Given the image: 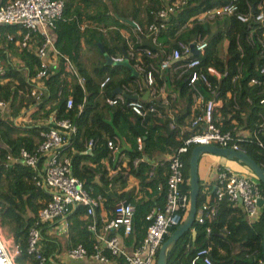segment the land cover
<instances>
[{
  "label": "trees",
  "instance_id": "trees-1",
  "mask_svg": "<svg viewBox=\"0 0 264 264\" xmlns=\"http://www.w3.org/2000/svg\"><path fill=\"white\" fill-rule=\"evenodd\" d=\"M133 1L138 3L124 7L120 0H83L81 7L77 5L73 7L69 1L63 0L61 16L54 22V45L59 52L69 56L83 76V89L64 72L60 64L57 67L48 66L44 77L33 80L39 66L38 58L27 49L17 51L14 46L15 41L19 39L16 28L0 25L2 47L12 58L18 59L10 60L5 64L3 73L0 74V101L8 106L7 111L0 112V230L9 235L22 252L15 259L18 263L23 262L27 257L24 253L27 233L33 224L36 211L48 200V194L34 184L32 168L22 162L5 166L4 160L8 155H16L21 148L27 151L33 150L41 141L42 133L52 126V122L49 121L50 116L56 120L69 119L74 124L75 132L67 139L60 150V155L69 159L71 175L81 182L87 195L100 200L105 208L109 209L113 203L123 198L122 193L115 194L114 191L108 190V186L112 187L116 183L123 185L127 174L136 176L140 183H144L152 191H160L155 205L149 199L137 200L133 203L131 232H137L141 240L149 223L145 219L146 214L151 208L161 207L163 204V202L159 204L161 198L164 201L166 164L162 163L164 166L153 169L143 160L134 166L132 160L141 158V154L150 156L156 149H164L162 144L166 145L168 151H173L193 132L192 130L184 132L181 136L177 125V122L184 123L188 118L190 125L189 109L192 99L185 78L186 72L180 73V69L174 70L184 60L170 63L162 72L157 70L160 61L177 45L176 42L188 44L192 39L205 40V54L200 60L201 67L213 66L218 71L226 72V75L218 80L208 76L211 80V90L198 83L205 98H210L211 92L222 98H225L226 91L235 92L239 109H234L233 114L226 118V114L233 109L230 99L223 102L220 111L225 116L224 123L231 118L241 123L243 120L239 117L240 111L245 112L248 120H253L258 112L264 114V105L258 104L259 97L264 95V85H247L250 77L264 76L258 75V69L264 63V42L260 41V36L264 33V23L253 22L254 16L258 13L257 6L262 4L264 7V0H236L235 12L222 19L225 28L215 32H211L210 28L218 22V18L197 20L193 17L202 10L221 6L226 0H185L165 22L164 28L157 33L155 39L157 45L143 42V40L151 41L150 35L145 31V25L153 21L150 11L160 7L163 1L153 0L151 4L147 6L144 4L143 7L140 4L141 0ZM174 1L177 0H166L167 3ZM86 8H91V12L87 13ZM141 12L143 15L145 13V17L141 18ZM237 14L247 15V21L237 20L235 16ZM130 21L137 22L142 27L143 34L133 32ZM82 22H84L83 26ZM112 26L126 31L128 38H124L116 29L108 32ZM250 31L252 43L246 40ZM7 33L12 35L11 39L5 36ZM224 39L226 40L225 55L220 56L219 48ZM236 40L242 50L241 53L236 49ZM81 43L102 58L101 62L90 70L83 69L77 60ZM97 44H100L108 57L117 55L123 59L124 54L128 66L133 71L127 65H123L122 60L112 64L105 63ZM1 50L0 48V55L3 56ZM145 50H149L152 55L147 56ZM136 63H139L140 71L135 69ZM236 63H241V77L232 85L229 78L235 73ZM147 71H152L154 79L150 87L143 84V75ZM104 75L109 76L110 80L101 90L98 88V83ZM36 81H40V86L36 85ZM166 81L178 90L186 105V113L173 121L172 128L169 126L171 120L159 125L151 112L147 114L145 123L141 126L139 118L126 106L129 100L122 96L124 101L113 106L107 105L104 101L105 98L117 96L115 90L119 89L128 96H136L137 100L145 105H153L152 102L142 100L143 93L146 90L150 92L153 90V94L156 95L158 88ZM32 90L34 94H31ZM247 94L251 97L252 103L245 105L244 97ZM69 96L72 104L70 108H66L65 101ZM79 104H81L80 109ZM28 111V122H13L14 118L25 116ZM38 119H47L48 122L45 126L36 125L33 121ZM114 134L130 141L133 147L126 153L128 160L123 172L108 175L101 165V160L110 155L106 142L114 138ZM137 136H140L142 141L140 151L136 148ZM258 139L261 146L251 138L239 141V147L264 168V136L259 135ZM88 141H91L92 145L90 150L85 152ZM190 149L182 156L185 180H187ZM257 184L263 199L261 215L257 221L246 223L241 209L223 200L211 222L203 224L193 222L191 229L195 231L194 236L191 235L190 229L178 238L168 253L167 264H189L190 260L205 248H208L207 257L221 264H259V262L264 264L260 251L264 228V185L260 182ZM182 188L188 192L186 182ZM200 189L199 184L197 204L200 202ZM84 212L85 208L82 205L74 208L70 214L74 217L71 222L78 225L80 231L89 235V232L83 228L84 221L78 220V215ZM207 226L210 230L208 235L205 232ZM82 232L77 236L82 238ZM92 242V239L80 241L88 253L92 251ZM41 251L47 258L50 248L45 247ZM31 261L36 264L34 260ZM46 264L52 263L47 261ZM194 264H203L201 255H197Z\"/></svg>",
  "mask_w": 264,
  "mask_h": 264
},
{
  "label": "built area",
  "instance_id": "built-area-1",
  "mask_svg": "<svg viewBox=\"0 0 264 264\" xmlns=\"http://www.w3.org/2000/svg\"><path fill=\"white\" fill-rule=\"evenodd\" d=\"M153 0H147V5ZM163 1L161 6L150 11L153 21L145 25V31L151 37V42L155 45L156 35L159 30L164 28L165 22L178 10L185 0H177L172 3ZM236 0H226L221 6L202 10L193 18L197 20L216 19L218 22L210 28L211 32L223 30L225 23L224 17L232 15L236 10ZM63 7L62 0H8L0 5V25L14 26L19 39L16 41L20 49H28L31 38L34 34L38 35L39 44L32 49V53L38 58L39 66L35 78L38 80L45 76V70L49 66V54L55 55L61 61L64 72L72 77L75 82L83 89L84 78L78 72L68 56L61 54L55 47L49 30H53L54 22L61 16ZM258 13L254 16L253 22H263L264 7L262 4L257 6ZM240 22H245L248 16L245 14L235 15ZM145 17V13H144ZM132 30L135 33L143 34L142 27L135 21H130ZM8 39L12 38L11 34L5 35ZM248 43L251 41V31L246 36ZM173 39H171V42ZM226 41L225 39L222 41ZM260 41L264 42V33L260 36ZM226 43V42H225ZM176 46L170 49L167 56L162 59L157 70L162 72L166 70L170 63L182 61L174 70L180 73L186 72V81L191 91V105L189 109L190 127L192 133L182 140L166 160V180L164 186V201L160 208H151L145 216L149 221L144 236L140 243L135 247L132 253H126L118 244L117 236L111 234L105 236L97 235L98 241L103 242L104 248L113 256L123 258L125 264H155L158 248L164 238L169 234L172 228L179 224L184 218L188 208V192L184 191L182 185L187 183L184 178L183 155L188 152L191 146L197 144L215 145L221 148H230L232 150H241L239 141L243 139H255L258 146L261 142L259 135L264 136V114L258 112L253 120L245 115L244 111L239 112V117L243 121L237 123L235 118L229 119L224 123L225 116L220 109L223 102L231 100V110L226 114L229 118L234 109H239V103L236 101L235 92L226 91L224 97L217 96L211 92L210 98H205L200 90V85L205 86L208 90L211 88L212 77L216 80L226 75V72L218 71L213 66L201 67L200 60L204 57L206 41L201 39H192L188 44L176 42ZM193 45L195 56L192 55L190 45ZM236 49L241 53L242 50L236 40ZM226 49V44H225ZM147 56H151L149 50H145ZM113 62L123 60L120 56L111 57ZM6 61L0 56V74L3 73ZM235 73L230 76L229 80L234 85L241 77V63L235 64ZM135 69L140 71L139 63L135 64ZM153 71V70H152ZM152 71H147L143 75V84L150 87L154 83ZM258 75H264V63L258 69ZM110 77L104 75L98 83V88L103 89L109 82ZM36 81V85L38 86ZM247 85H264V76L250 77ZM211 90V89H210ZM32 90L31 94H34ZM153 94V90L151 91ZM260 93L258 92V95ZM121 96L105 98L107 105L113 106L118 102H123ZM245 105L251 104V97L247 94L244 97ZM72 99L69 96L65 101L66 108H70ZM258 104L264 105V95L258 99ZM6 103L0 101V112L6 108ZM126 106L138 118L139 124L144 125L145 119L149 112H154L155 107L152 104L145 105L140 100H129ZM81 108V104L78 105ZM78 109V110H79ZM52 126L42 133V139L39 144L31 151L21 148L16 155H8L4 160L5 166H10L17 162L32 168L34 172L33 182L36 186L42 188L48 194V200L36 211L32 226L29 228L26 238L24 253L26 259L22 263L16 262V257L21 255V251L13 243L9 251L0 236V264H27L26 261L31 259L36 264H46L48 259L42 254L39 246L41 238V227L43 224L62 218L69 214L78 205L85 208L84 214L92 217L94 210L99 204L97 198H92L84 191L81 182L71 175L69 159L61 157L60 150L66 144L70 135L75 132V126L69 119H54L49 117ZM173 127V123L169 125ZM137 150L142 149L140 136L135 138ZM120 140L114 138L107 140L106 146L110 151L116 150ZM92 142L86 143V151L91 148ZM141 158L132 160V165H136ZM213 185L202 184L200 189V202L196 205L194 222L198 224L209 223L213 220L219 204L226 200L233 207H239L243 214V219L250 224L257 221L261 215V206L258 205V199L262 198L258 188L257 181H251L241 173L231 170L229 167L221 165L218 167ZM120 207L114 209V217L103 223L104 231L121 230L122 235L127 236L131 232V215L133 206L129 203H118ZM97 220L92 219L87 225V229L95 233ZM208 235L209 227H205ZM91 253L87 252L85 246L81 243L70 244L67 249V256L70 258L80 259L86 256L95 258L100 261H106V256L101 253L99 243L92 245ZM208 248L200 250L197 255H201L203 264H221L214 262L206 255ZM194 256L189 264H194L197 259ZM31 262V261H30ZM33 263V262H32ZM262 262H259V264ZM34 264V263H33Z\"/></svg>",
  "mask_w": 264,
  "mask_h": 264
},
{
  "label": "crops",
  "instance_id": "crops-1",
  "mask_svg": "<svg viewBox=\"0 0 264 264\" xmlns=\"http://www.w3.org/2000/svg\"><path fill=\"white\" fill-rule=\"evenodd\" d=\"M6 1L8 0H0V5L2 3H5ZM64 1H69L73 7H76V5L81 7L83 5V2H82L83 0H64ZM146 2L147 0H141L140 1V4H142L141 6L143 7L144 4H147ZM120 3L122 4V6L125 7L126 5L127 6L135 5L138 2L136 3L133 0H120ZM85 11L89 13L91 12V8H86ZM142 17H144L143 12H141V18ZM83 23L84 22L81 23L82 26H83ZM113 29L118 30V32L124 38H128V33L126 31H123L120 28L117 29L116 27L112 26L109 28L108 32H111V30ZM49 35L54 43L55 41L54 30H49ZM16 41L14 43V46L17 48V51H20L21 49L16 46L17 45ZM143 42L147 44L151 43L150 40L149 41L143 40ZM225 42L226 41L222 42V45L224 46L223 53H225V44H226ZM38 44H39L38 35L34 34L31 38V41L29 43V48L27 50L29 52H32V49L35 48V46H37ZM0 48L2 49L1 51L4 54L3 56L2 55L0 56L5 59L6 64H8L10 60H13V61L18 60L16 57L12 58L10 56V53L2 47L1 42H0ZM108 58L111 60V63L108 62L106 58H104L103 56L104 62L107 64H112L113 63L112 58L111 57H108ZM101 59L102 58H100V56L97 53L94 54V50L87 49V46L81 43V48H80V52H79L77 60L79 64H81L83 69L85 68L87 70H90L91 67L99 64L101 62ZM48 63L50 67H57L59 66V64L60 65L62 64L60 59L52 54H49ZM38 86H40L39 82H38ZM118 90L119 89L115 90V92L117 93V96L123 97L122 94L118 93ZM142 100L153 103L155 107V111L151 112V115H153V118L156 121H158L159 125L164 123L166 120H169V121L171 120L170 123H173V121H176L177 118L179 119L181 115L186 113L185 112V106H186L185 101L183 100L182 96L179 95L178 90L175 87H173L169 81L164 82L160 86V88H158L156 95L152 94L149 90H146L143 93ZM7 110H8V106H6L5 108V111ZM28 114H29V111L26 112L25 116L22 115L20 117L14 118L13 122H16V123L28 122L29 121L27 119ZM33 122H35L36 125L45 126L48 120L38 119V120H34ZM188 122H189V118L185 119L184 123L177 122L179 133L181 136L184 132H190L192 130L190 125H188ZM114 135H115L114 139L115 140L119 139L120 143L117 145L116 150L110 151V155L101 160V165L103 166V168L106 169L108 175L123 172L122 170L126 168L127 160H128L126 153L130 152L133 147L130 141L124 139L122 136H119L117 134H114ZM162 146L164 147V149H156L150 156L141 154V161L143 160L144 162L148 163L153 169H157V167L162 166L163 165L162 163H166V160L168 159L169 155L172 152V151H168L165 144H162ZM219 166L221 165L217 162L216 158H210L209 156L202 154L199 158L198 165H197V176H198L199 184L200 185L208 184L209 186H212ZM108 190L114 191L115 194L122 193L123 198H121V200H119L118 202L113 203L109 209L105 208L102 202L99 200V204L95 208L94 215L92 217H89L85 215L84 213L81 215H78V220L84 221L83 228L89 232V235L80 231V227L71 222L74 220V217L70 215L71 212L62 218H57L55 220H52L42 225L39 246L41 249L45 247L50 248V253L47 254V259L50 263L52 264H125L122 257L113 256L109 253V251L106 248H104L103 242L98 241L97 235L106 237L107 235L113 234L117 236L118 244L122 247L123 251L126 253H132L135 250V247L141 241L137 232L132 231L127 236H124L122 235L120 229L104 231L102 228V225L104 222L114 217V209L116 208L118 209L120 207V205L118 206V203H122V202L129 203V205L133 206V203L137 200L146 201L149 199L153 203V205H155L156 202L158 201V196L160 195V191H157V190L152 191L149 187H146L144 183L143 184L140 183L139 179L133 174L126 175L125 182L123 185L116 183L112 187L108 186ZM162 202H163V199L161 198L159 201V204H161ZM94 218L97 220L95 233L89 231L86 227V225ZM79 232H82L81 234L82 238L78 237L79 235L77 236ZM194 234H195V231L191 229V235L194 236ZM8 238H9V241L7 240L6 242L13 244L11 237L8 236ZM82 239L84 241H88L92 239L93 240V242L91 243L92 245L94 243H99L102 249L101 253L104 254L107 258L106 261H100V260H97L95 258L88 257V256L84 258H80V259L68 257L67 256L68 246L70 244L80 243ZM260 264H263V263H260Z\"/></svg>",
  "mask_w": 264,
  "mask_h": 264
},
{
  "label": "water",
  "instance_id": "water-1",
  "mask_svg": "<svg viewBox=\"0 0 264 264\" xmlns=\"http://www.w3.org/2000/svg\"><path fill=\"white\" fill-rule=\"evenodd\" d=\"M263 23H264V20H263ZM97 45L100 51L102 52L104 58H106V60L111 63V60L108 58V56L103 53V50L100 47V44H97ZM190 49H191V53L195 54L192 44L190 45ZM121 63L125 66L126 65L128 66L126 57L124 54H123V60ZM130 70L133 71L132 68H130ZM118 93L122 94L123 98L126 100L137 99L136 96H128L126 94H123L121 90H118ZM206 153L224 156L228 159H236L238 162L244 164L254 174L258 182L264 185V168L261 167L259 164H257L244 151L242 150L235 151L230 148H221V147L211 145V144L209 145L197 144V145L192 146V148L189 151L188 161H187V185H188L187 212L184 218L182 219V221L179 224H177L173 230L169 232V234L160 244L158 251H157L155 264H167L168 253L171 251V249L173 248L178 238H180L185 232L190 231V229L192 228V225L194 222V214H195L196 205H197V195H198V190H199L197 165H198L200 156ZM257 203L259 206H261L263 204V199L262 198L258 199ZM260 251H261V256L264 260V228H263L262 235H261Z\"/></svg>",
  "mask_w": 264,
  "mask_h": 264
},
{
  "label": "rangeland",
  "instance_id": "rangeland-1",
  "mask_svg": "<svg viewBox=\"0 0 264 264\" xmlns=\"http://www.w3.org/2000/svg\"><path fill=\"white\" fill-rule=\"evenodd\" d=\"M224 51V46L221 44V47L219 48V55L224 56L225 54L223 53ZM94 54H96L94 52ZM206 156H209L210 158H216L217 162L220 165H225L228 166L231 170L237 172V173H241L243 174L245 177H247L248 179H250L251 181H257L256 177L254 176V174L242 163L238 162L236 159H228L224 156H219V155H213V154H203ZM258 182V181H257ZM0 236L4 242V245L6 246V248L11 251L12 245L11 243H7L6 241H9V238L7 234H5V232L0 230ZM31 261V260H30ZM26 261L25 263L27 264H33L32 261Z\"/></svg>",
  "mask_w": 264,
  "mask_h": 264
}]
</instances>
